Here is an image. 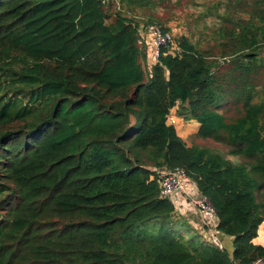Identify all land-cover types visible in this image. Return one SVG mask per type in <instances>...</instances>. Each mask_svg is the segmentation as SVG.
Returning <instances> with one entry per match:
<instances>
[{
    "label": "trees",
    "instance_id": "1",
    "mask_svg": "<svg viewBox=\"0 0 264 264\" xmlns=\"http://www.w3.org/2000/svg\"><path fill=\"white\" fill-rule=\"evenodd\" d=\"M164 1L0 0V264L264 259V0H216L212 35L145 73L132 13ZM173 108L240 161L187 146ZM161 167L187 173L232 251L175 217Z\"/></svg>",
    "mask_w": 264,
    "mask_h": 264
},
{
    "label": "built area",
    "instance_id": "2",
    "mask_svg": "<svg viewBox=\"0 0 264 264\" xmlns=\"http://www.w3.org/2000/svg\"><path fill=\"white\" fill-rule=\"evenodd\" d=\"M140 44L147 45L146 66L151 68L159 61L160 56L170 54L175 56L178 48L175 42V35L169 29H163L155 23H149L139 27ZM174 109V108H173ZM173 109L167 116V124L175 127L178 118ZM159 188V196L164 200L173 203L174 198L180 195L190 201V205L196 211L201 228V236L208 242H212L220 249L224 248L217 231L216 213L209 200L197 193L196 185L189 178L187 173L179 167H161L153 169ZM249 264H264V259H257Z\"/></svg>",
    "mask_w": 264,
    "mask_h": 264
},
{
    "label": "rangeland",
    "instance_id": "3",
    "mask_svg": "<svg viewBox=\"0 0 264 264\" xmlns=\"http://www.w3.org/2000/svg\"><path fill=\"white\" fill-rule=\"evenodd\" d=\"M216 0H165L162 4H159L155 8L145 10H134L133 15L136 23L138 24L137 31L139 33V27L142 25H147L149 23H155L163 28H167L172 31L175 35V38L180 36H189L192 34V38L195 39H204L212 35V21L213 17L208 15V9L215 3ZM206 11V12H205ZM145 14H142V13ZM204 12L206 13L204 16ZM146 15L147 17L143 16ZM131 16V14H130ZM152 19V20H151ZM150 20V21H149ZM140 37V36H139ZM141 46L144 52L147 51L146 46L141 43ZM142 50V51H143ZM264 55V49H263ZM142 66L145 73L148 72L145 65V58L142 61ZM183 121V120H182ZM179 120V124L175 126L176 134L180 133L182 128H187L192 131L193 127L189 126V123H182ZM184 122V121H183ZM195 134H191L186 140L185 143L187 146H191L193 143L199 146H205L213 148L216 151H219L224 157L231 160L233 163L239 162V158L233 157L227 154L228 149L225 146L215 144L211 141H203L194 137ZM243 159L241 160V162ZM152 170L155 168H151ZM198 193V191H197ZM199 194V193H198ZM190 204V201L187 200ZM192 209H194L191 206ZM186 234V233H185ZM226 248V246L224 245Z\"/></svg>",
    "mask_w": 264,
    "mask_h": 264
},
{
    "label": "crops",
    "instance_id": "4",
    "mask_svg": "<svg viewBox=\"0 0 264 264\" xmlns=\"http://www.w3.org/2000/svg\"><path fill=\"white\" fill-rule=\"evenodd\" d=\"M144 46L147 47L146 44H144ZM145 62H146V55H145ZM145 65H146V63H145ZM173 113L176 116V108L173 109ZM178 120L182 121V119H180V118H178ZM182 123H187V124L189 123V126L193 127L192 131L188 130L187 128H182L181 132L177 134L178 137H180L183 141H185L192 133L196 134V132L198 131V128H199V124L194 120H190V121H186V122L182 121ZM178 124L179 123L177 122V124L175 126H177ZM175 130H176V128H175ZM173 205H174L175 217L184 219L188 223V225L190 226L192 231H195L196 233L200 234L201 228H200L199 217H198L196 211L191 208V205L188 203L187 199L180 196V195H177L174 198ZM186 234H189V233L186 232ZM218 236L220 237L222 243L226 247L230 248L232 251L233 250L232 249V238L224 236L220 232H218ZM253 243L255 245H260V246L264 247V221L259 226L258 232H257V237L253 240Z\"/></svg>",
    "mask_w": 264,
    "mask_h": 264
}]
</instances>
